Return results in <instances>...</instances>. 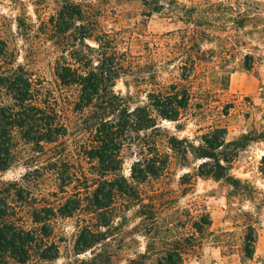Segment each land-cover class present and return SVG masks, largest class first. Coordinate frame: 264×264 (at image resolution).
Masks as SVG:
<instances>
[{
	"label": "rangeland",
	"instance_id": "obj_1",
	"mask_svg": "<svg viewBox=\"0 0 264 264\" xmlns=\"http://www.w3.org/2000/svg\"><path fill=\"white\" fill-rule=\"evenodd\" d=\"M163 2L164 11L150 16L141 0L84 2L86 11L97 22V33L113 36L119 56L127 59L128 70L116 80L114 90L130 96L135 107L146 104L152 90H167L179 83L187 86L192 98L181 120H163L161 127L170 136L188 138L195 145L216 127L227 130L228 141L246 136L247 147L231 163V174L241 185L236 188L225 180L202 176L198 167L203 160L195 161L190 156L184 163L162 147L171 156L168 171L140 186L145 203L155 202L158 208L152 237L141 232L138 205L125 211L124 222L121 214L116 215L124 210L118 203L110 227H95L98 217L85 212L58 216L49 228L47 246L34 249L30 264H99L92 262L97 254L105 257L102 260L112 255L105 264H157L166 252L178 248V243L186 247L183 264H264V0ZM37 3L39 0H0V38L15 53L14 67L23 65L40 80L47 93L39 96L40 100L53 103L68 134L59 141L61 157L50 151L19 153L9 170L0 171V190L10 188L15 194L13 184H19L35 198L57 206L60 201L56 200L63 195L55 176L46 175L30 185L23 181L28 172L27 155L35 156L28 165L33 169L42 171L51 161L60 159L71 162L78 172L99 177L97 162L82 155L81 147L89 145L91 134L82 125V115L74 110L78 88L66 87L55 76L62 53L41 30V23L52 14L54 5ZM203 15L206 20L201 19ZM19 18L25 19L31 29L20 30ZM204 28L210 31L203 34ZM87 43L97 47L94 41ZM10 67L2 65V69ZM186 74L190 76L185 80ZM8 98L0 96V102L9 103ZM122 157L123 175L130 179L136 160L134 151L125 148ZM74 185L68 189L70 195L74 194ZM9 200L22 205L14 195ZM204 215L210 216L211 226L200 235L193 224ZM29 226L35 225L29 221ZM86 227L102 233L101 238H109L78 254L77 240ZM251 227L257 231L258 241L253 258H248L244 247ZM194 238L197 243L190 247ZM152 241L153 251L148 250ZM52 244L59 248L57 258L40 259L41 254H55L49 248ZM142 254L144 257H140Z\"/></svg>",
	"mask_w": 264,
	"mask_h": 264
},
{
	"label": "trees",
	"instance_id": "obj_2",
	"mask_svg": "<svg viewBox=\"0 0 264 264\" xmlns=\"http://www.w3.org/2000/svg\"><path fill=\"white\" fill-rule=\"evenodd\" d=\"M86 1L89 0H39L37 4L40 6L45 2L54 5L52 14L41 23V30L46 40H51L62 53L56 62L55 76L66 87L78 88L79 97L74 102V110L82 115V125L91 134L89 145L81 147L82 155L91 162H97L99 178H91L83 170L78 172L71 162L65 163L60 159L51 161L43 170L41 168L43 173L28 166L35 156L27 155L28 172L23 176V181L30 185L46 175L55 176L63 196L61 200H56L60 203L55 206L43 198H35L19 184H13L15 194L10 188L0 190V264H10V261L30 264L34 249L47 246L49 228L58 216L72 217L85 212L98 217L95 227L112 226L116 218L113 211L118 203L124 210L116 215L121 214L119 217L124 222L127 220L125 211L138 205L141 232L146 237H152L158 208L155 202L145 203L140 186L150 177H161L168 171L171 156L162 147L173 152L184 163H188L190 156L195 161L203 160L198 167L202 176L225 180L236 188L241 185V181L231 174V163L238 152L247 147L249 139L246 136L237 141H228L227 130L216 127L202 137L199 145H195L188 138L170 136L161 127L163 120H181L192 98L187 86L179 83L169 86L167 90H152L147 95L148 102L135 107H132L130 96L115 92L116 80L128 70L125 64L127 59L119 56L113 36L97 33V22L86 11ZM141 1L147 8L148 16L162 13L165 9L163 0ZM201 19L206 20L207 17L203 15ZM18 26L20 30L31 29V25H27L22 18L18 19ZM206 30L210 31L204 28L202 33L205 34ZM88 40L96 42L97 47L90 46ZM14 63L15 53L0 38V96L9 97V103L0 102L2 172L13 166L19 153L26 155L28 150L40 154L50 151L61 157L59 141L68 134V127L53 103L40 100L39 96H47L40 80H36L34 73L25 66L14 67ZM3 64L12 67L2 69ZM189 76L186 74L183 78L186 80ZM125 148L132 149L136 157L130 179L123 175L122 153ZM73 184L74 194L70 195L68 189ZM11 195L22 205L12 204L9 200ZM29 221L35 226H29ZM36 225H41V228ZM210 226L209 215L202 216L193 224L200 235H204ZM101 237L102 233L86 227L80 232L76 252L82 254L109 238ZM196 240L193 239L190 247L195 246ZM257 241L258 233L251 227L245 238L246 257L253 258ZM154 243L152 241L148 250L153 251L151 246ZM177 245L178 248L169 250L159 258L157 264H183L186 247L179 243ZM49 248L55 254H41L40 259L57 258L58 246L52 244ZM107 256L106 260H102L105 257L97 254L92 262L105 264L112 255Z\"/></svg>",
	"mask_w": 264,
	"mask_h": 264
}]
</instances>
